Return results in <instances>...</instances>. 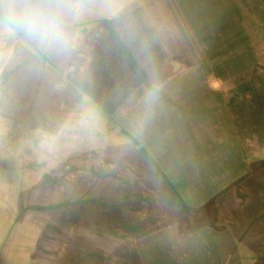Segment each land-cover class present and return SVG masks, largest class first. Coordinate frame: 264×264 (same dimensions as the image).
I'll return each instance as SVG.
<instances>
[{"label": "rangeland", "instance_id": "374dc122", "mask_svg": "<svg viewBox=\"0 0 264 264\" xmlns=\"http://www.w3.org/2000/svg\"><path fill=\"white\" fill-rule=\"evenodd\" d=\"M121 2L66 70L0 21V264H264V0Z\"/></svg>", "mask_w": 264, "mask_h": 264}, {"label": "crops", "instance_id": "0c3cea01", "mask_svg": "<svg viewBox=\"0 0 264 264\" xmlns=\"http://www.w3.org/2000/svg\"><path fill=\"white\" fill-rule=\"evenodd\" d=\"M107 1L108 4L105 5L102 0H58L65 36L64 42L60 45H42L12 24L11 14L18 0H0V21L36 51L42 53L53 65L66 70L70 65L79 27H83L86 23L95 24L101 19L112 21L118 17L131 16V11H125L124 3H118V0Z\"/></svg>", "mask_w": 264, "mask_h": 264}, {"label": "clouds", "instance_id": "9594fccd", "mask_svg": "<svg viewBox=\"0 0 264 264\" xmlns=\"http://www.w3.org/2000/svg\"><path fill=\"white\" fill-rule=\"evenodd\" d=\"M61 16L58 0H18L11 22L42 45H60L65 39Z\"/></svg>", "mask_w": 264, "mask_h": 264}]
</instances>
